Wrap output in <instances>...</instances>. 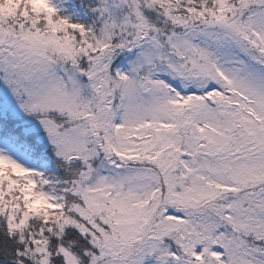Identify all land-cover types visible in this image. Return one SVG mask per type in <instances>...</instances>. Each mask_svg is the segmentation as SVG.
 <instances>
[{"label": "snow or ice", "instance_id": "snow-or-ice-1", "mask_svg": "<svg viewBox=\"0 0 264 264\" xmlns=\"http://www.w3.org/2000/svg\"><path fill=\"white\" fill-rule=\"evenodd\" d=\"M0 264H264V0H0Z\"/></svg>", "mask_w": 264, "mask_h": 264}]
</instances>
